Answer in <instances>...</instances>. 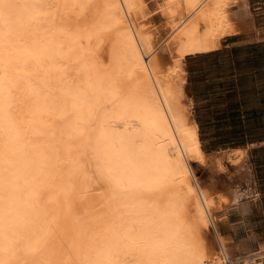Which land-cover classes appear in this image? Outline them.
<instances>
[{"label":"bare ground","instance_id":"1","mask_svg":"<svg viewBox=\"0 0 264 264\" xmlns=\"http://www.w3.org/2000/svg\"><path fill=\"white\" fill-rule=\"evenodd\" d=\"M150 3L0 0V264H264L206 240L227 202L198 180L181 77L247 4L153 0L160 43Z\"/></svg>","mask_w":264,"mask_h":264},{"label":"crops","instance_id":"2","mask_svg":"<svg viewBox=\"0 0 264 264\" xmlns=\"http://www.w3.org/2000/svg\"><path fill=\"white\" fill-rule=\"evenodd\" d=\"M245 3L243 29L221 38L212 51L186 54L183 67L201 143H210L203 138L207 134L212 144L238 142L206 155L213 160L223 159L224 166L233 165L226 159L227 154L232 149H241L246 153L245 169L253 178L252 159L264 158V0H245ZM214 168L218 173L226 171L215 165ZM250 182L244 186L231 179L221 191L228 198L237 199L241 196L239 190L257 188L254 180ZM217 224L220 231L234 237L255 236L234 225L227 229L220 221Z\"/></svg>","mask_w":264,"mask_h":264},{"label":"rangeland","instance_id":"3","mask_svg":"<svg viewBox=\"0 0 264 264\" xmlns=\"http://www.w3.org/2000/svg\"><path fill=\"white\" fill-rule=\"evenodd\" d=\"M152 1L150 0L151 3ZM151 3L149 4L150 5V14L148 16L149 22L151 25L157 27L158 29V32L156 33L157 42L159 41L160 43H162L166 35L163 31H161L163 30L161 21L159 22L157 20L152 19L154 13H153V6ZM181 66L183 67V60L181 61ZM183 71L184 73H182L181 77L184 79V81H186L187 74L184 67H183ZM184 91L186 93V98H184L183 101L185 105L188 107V109L187 107L186 109L189 112L190 118L195 120L194 119L195 112L193 109V105L190 102V98L188 96L189 95L188 88L185 87V83H184ZM232 136L234 137V135ZM203 138H206V140L210 142V143H205V142L202 143L203 150L207 154L212 153L213 151H215V149L228 147L229 145L238 143L235 140H233L232 143L212 144L211 143L212 138H210L209 134H207V136ZM244 158H245V154L241 158L242 160L239 165H234V163H232L233 165L227 164L223 168L226 170L225 173H218L215 170V168H213L214 165H212L213 164L212 162L214 160L211 159V156H209L208 164L206 166H203V168L202 167L199 168L196 171L198 180L204 187L207 188L208 186L211 193L221 194L226 198V202L228 206L226 205V208L221 209L220 210L221 212L220 211L217 212L218 221L221 222L222 226L228 229L229 226L234 225L236 229H246L248 233L253 232L255 235L252 237H245V238L237 237V236L234 237L232 234L228 232L220 231L218 224L215 229L213 227H210L209 232L206 233V240L208 244L212 246L215 253H217L223 259H225V253L226 254L230 253L229 251L230 247L233 248L240 246L241 242L249 245L248 247L251 248L250 250L254 252L258 251L261 248V246H264V158L258 156L252 159L254 163V167L252 170L253 178L250 177L251 174H249L248 171H246L245 169V165L243 163L247 159ZM231 179L237 184L244 183V186L251 183L250 182L251 180H254L257 188L251 191L247 189L239 190L238 194H240L241 196L240 197L238 196L237 199L234 200L232 197L230 199L228 198L227 194H224V192L221 191V189H223L226 183L229 182ZM232 222L233 224H231ZM238 226H241V228H239ZM222 243L223 244L225 243V248L223 247ZM238 253L239 251L237 250L236 254ZM233 257L235 258L237 256L235 255Z\"/></svg>","mask_w":264,"mask_h":264}]
</instances>
